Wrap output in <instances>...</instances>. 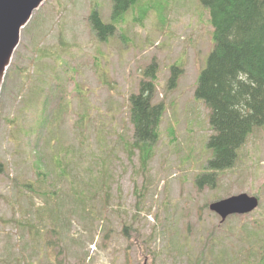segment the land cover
Listing matches in <instances>:
<instances>
[{
	"label": "rangeland",
	"instance_id": "obj_1",
	"mask_svg": "<svg viewBox=\"0 0 264 264\" xmlns=\"http://www.w3.org/2000/svg\"><path fill=\"white\" fill-rule=\"evenodd\" d=\"M113 5L114 0H62L60 4L46 0L34 12L33 25L22 31L0 95V163L4 167L0 171V264H16L15 258L22 255L32 264H195L196 260L200 264H261L264 125L238 150L235 163L219 172L214 187H209L214 184L211 178L202 180L200 188L195 183L198 176L201 180L210 175L207 161L213 158L208 147L214 134L210 111L195 95L199 75L215 45L208 8L202 0H137L116 20ZM94 10L104 23L117 27L108 40L98 41L94 35L90 20ZM61 37L68 40L71 51L60 45ZM35 42L59 51L31 70ZM156 74L154 101L164 103V119L153 145L155 154L143 170L139 151L129 156L130 150H125L126 142L134 141L127 98ZM56 84L59 93L53 97L46 87L51 93ZM66 93L71 109L60 112L53 100L68 97ZM41 109L45 111L43 123ZM82 113L88 114L87 120L83 117L78 128L74 122ZM102 124L106 146L100 148L95 138ZM84 135L89 136L90 147L79 143ZM71 145L83 154L82 159L80 152L71 159L74 170L70 173L80 179L90 178L88 153L95 151L94 162H98L110 149H117L118 158H111L114 181L109 204L113 209L101 210L100 216L94 213L95 219L85 223L76 212L64 225L63 241L51 232L43 235L42 246L34 247L28 229L10 218L24 216L33 225L39 224L37 210L46 201L34 195L31 186L41 184L34 160L40 158L52 169L55 148L67 147L72 157ZM76 161L80 162L77 171ZM98 181L103 208L108 202L103 197L106 188ZM141 192L145 210L134 220ZM241 193L259 198L260 205L252 214L232 215L221 222L209 210L210 203ZM101 216L110 221L96 219Z\"/></svg>",
	"mask_w": 264,
	"mask_h": 264
},
{
	"label": "trees",
	"instance_id": "obj_2",
	"mask_svg": "<svg viewBox=\"0 0 264 264\" xmlns=\"http://www.w3.org/2000/svg\"><path fill=\"white\" fill-rule=\"evenodd\" d=\"M60 1L62 2V0ZM60 1L58 0L59 4ZM136 2L137 0H114L113 18L116 20L121 18L124 11L130 6L133 7ZM202 2L210 13L211 23L214 27L215 45L206 67L199 75L195 95L210 110V122L215 132L208 143V147L213 150V159H210L208 163L212 172L210 175L206 174L202 177V180L211 178L214 186L218 172L235 163L238 150L244 145L248 136L256 128L264 125V0H202ZM56 10L61 12L59 9ZM60 15L62 17V13ZM41 18L39 17L35 22L38 24ZM90 20L93 22L92 28L100 40H106L116 30L114 24L104 23L96 10L91 14ZM32 24L33 21L29 26L31 27ZM61 24L60 19L58 25ZM60 45L62 47L68 46L71 51L65 37L60 38ZM35 46V58L31 70L34 66L44 65L42 62L44 59L58 55L59 50L54 46L46 48L36 42ZM36 61L40 62L36 63ZM27 78H31L30 74ZM54 80L56 79L54 78ZM154 80L143 81L140 84L139 92L133 93L129 97L131 122L134 126V141L126 142L125 150H130L129 156L134 154V150L139 151L144 166L143 170L146 169L147 163L155 154L153 145L159 140V131L165 110L163 103L154 102L156 93ZM54 93L58 94L59 88L51 92V96L54 97ZM44 112L43 110L40 118L41 123H43ZM79 118L80 120L74 122L78 128L83 123V116L79 115ZM45 123L48 126L51 125L49 122ZM104 127V125L100 126L101 131L95 138V142L100 148L106 146ZM119 135L124 136V134ZM78 139L83 146H91L89 136L84 135ZM71 147L72 157H70L71 152L67 147L55 148L53 153L56 156L54 170L53 168L48 169L47 164L40 158L34 160L33 167L37 169L41 184L39 187L37 184H33L34 189L33 185L31 186L34 195L41 196L46 201L43 209L37 210L39 214L36 219L39 224L33 225L30 220H23L22 217L15 220L11 218L10 220V222L19 221L20 225L28 229L35 240L34 247L40 243L42 246L43 235L51 232L61 235L56 239L63 241L64 225L70 223V217L76 212L81 213L84 221L90 218L88 221L92 222L95 219L92 217L94 213H97L96 216H100L101 210L113 209L112 205L109 204L113 197L111 190L114 181L111 168L113 160L111 158L113 156L118 158L115 153L117 149H110L106 157L100 156L101 159L98 162H94L95 151L92 150L88 153L86 160L90 168V178L81 177L80 179L79 176L76 177L75 174L70 173L74 170L71 159L76 157L77 152H80L82 159L83 154L78 147L74 148V145ZM79 166L80 162L76 161L75 171ZM57 167L60 172L57 170L58 175L55 176V168ZM96 167L99 176L95 171ZM3 170V164L0 163V171ZM65 176L68 178L67 181H64ZM98 179L104 183L106 188L103 197L108 202L103 208L99 202L102 195ZM21 186L25 188L28 184ZM135 191L139 193L138 187L135 188ZM141 193L140 198H137V213L133 217L134 220L138 219L145 210L143 207L145 194ZM48 213L53 214L47 216ZM96 219H102L105 223L110 221L109 217L103 216ZM52 222L55 224L51 229L48 223L51 224ZM127 230L126 227L125 231ZM15 261L16 264H32L24 255L17 256ZM194 263L200 264V261L196 260ZM261 264H264V260Z\"/></svg>",
	"mask_w": 264,
	"mask_h": 264
},
{
	"label": "water",
	"instance_id": "obj_3",
	"mask_svg": "<svg viewBox=\"0 0 264 264\" xmlns=\"http://www.w3.org/2000/svg\"><path fill=\"white\" fill-rule=\"evenodd\" d=\"M44 0H0V88L7 67L20 43L21 30ZM259 205L258 198L240 194L211 204L225 220L231 214H247Z\"/></svg>",
	"mask_w": 264,
	"mask_h": 264
}]
</instances>
